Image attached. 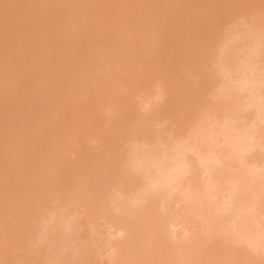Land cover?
Returning <instances> with one entry per match:
<instances>
[{"label": "bare ground", "instance_id": "6f19581e", "mask_svg": "<svg viewBox=\"0 0 264 264\" xmlns=\"http://www.w3.org/2000/svg\"><path fill=\"white\" fill-rule=\"evenodd\" d=\"M0 264H264V0H0Z\"/></svg>", "mask_w": 264, "mask_h": 264}]
</instances>
